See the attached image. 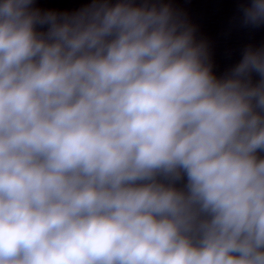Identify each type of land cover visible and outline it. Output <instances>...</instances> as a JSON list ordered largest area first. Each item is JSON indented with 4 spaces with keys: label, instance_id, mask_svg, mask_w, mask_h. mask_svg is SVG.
Wrapping results in <instances>:
<instances>
[{
    "label": "clouds",
    "instance_id": "1",
    "mask_svg": "<svg viewBox=\"0 0 264 264\" xmlns=\"http://www.w3.org/2000/svg\"><path fill=\"white\" fill-rule=\"evenodd\" d=\"M197 31L0 0V264H264V45L218 74Z\"/></svg>",
    "mask_w": 264,
    "mask_h": 264
}]
</instances>
